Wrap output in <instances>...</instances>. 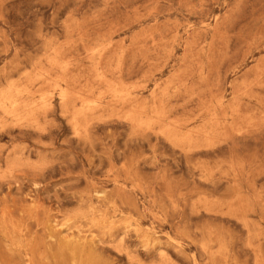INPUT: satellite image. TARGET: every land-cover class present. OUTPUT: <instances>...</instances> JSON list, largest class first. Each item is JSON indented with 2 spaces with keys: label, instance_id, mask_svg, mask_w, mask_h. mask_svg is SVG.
I'll list each match as a JSON object with an SVG mask.
<instances>
[{
  "label": "rangeland",
  "instance_id": "374dc122",
  "mask_svg": "<svg viewBox=\"0 0 264 264\" xmlns=\"http://www.w3.org/2000/svg\"><path fill=\"white\" fill-rule=\"evenodd\" d=\"M0 264H264V0H0Z\"/></svg>",
  "mask_w": 264,
  "mask_h": 264
},
{
  "label": "bare ground",
  "instance_id": "6f19581e",
  "mask_svg": "<svg viewBox=\"0 0 264 264\" xmlns=\"http://www.w3.org/2000/svg\"><path fill=\"white\" fill-rule=\"evenodd\" d=\"M60 98V97H59ZM7 102V101H6Z\"/></svg>",
  "mask_w": 264,
  "mask_h": 264
}]
</instances>
